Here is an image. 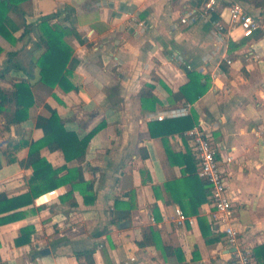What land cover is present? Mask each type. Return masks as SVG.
Masks as SVG:
<instances>
[{
  "label": "crops",
  "instance_id": "crops-1",
  "mask_svg": "<svg viewBox=\"0 0 264 264\" xmlns=\"http://www.w3.org/2000/svg\"><path fill=\"white\" fill-rule=\"evenodd\" d=\"M237 1L249 14L264 16L249 0ZM205 2L28 0L7 14L4 24L17 41L0 35V88L13 91L28 81L34 105L29 120L8 131L0 117V192L9 198L29 192L33 170L8 163L3 152L10 144L42 139L38 118L48 120L54 110L80 139L99 131L81 164L48 147L41 150L54 169L80 168L84 184L74 188L67 181L44 193L18 209L24 216L17 221L2 222L12 212L1 214L0 264H234L221 226L211 218L210 188L192 160L186 162L191 130L185 139L172 130L163 139L169 129L149 119L185 105L215 145L235 159L227 174L234 225L254 264H263L264 252L256 251L264 246V40L259 33L244 37L225 21L226 30L219 32L215 22L227 0H217L216 11L203 17ZM53 13L52 24L72 32L65 42L78 61L64 88L42 83L35 65L46 51L38 21ZM27 25L34 26L32 32L21 37ZM9 53H18L23 71L2 77ZM188 72L210 86L193 104L180 94L190 82ZM147 86L154 89L144 102ZM28 155L29 147L15 154L19 160ZM116 199L123 204L119 215L132 206L130 219L115 223ZM25 228L33 229L31 236H23ZM149 228L156 230L151 234ZM91 252L92 263L85 255Z\"/></svg>",
  "mask_w": 264,
  "mask_h": 264
},
{
  "label": "trees",
  "instance_id": "trees-1",
  "mask_svg": "<svg viewBox=\"0 0 264 264\" xmlns=\"http://www.w3.org/2000/svg\"><path fill=\"white\" fill-rule=\"evenodd\" d=\"M28 0H0V35L10 42H16L17 40L6 28L4 21L7 14L14 8L18 7L20 4ZM251 5L255 9H261L264 12V0H249ZM264 17V16H263ZM57 18V14L53 13L51 15L42 16L40 21H38V30L41 33V42L45 48V53L36 60L35 65L40 68V81L49 87L60 86L64 88L69 82V77L73 75L74 70L78 65V61L72 57L73 51L67 43L65 42L67 35L72 34L70 30H66L59 24H52L53 19ZM34 26L27 25L25 32L21 37H25L32 32ZM3 49L0 47V53ZM18 53H9V59L3 69L2 77L12 71H23L22 64L17 60ZM190 82L180 90V94L185 97V100L189 104H193L200 96L204 95L209 89V82L202 83L201 75L196 72H188ZM15 89L13 91H6L0 88V117L5 118L6 123L4 130H10L13 125L22 124L29 120V110L34 105V94L31 89V84L28 81H22L15 84ZM154 87L147 86V90L142 92L143 101H146L147 96L152 94ZM192 94V95H191ZM158 128H168L169 130L164 133L163 139L173 135V133H178L180 137L185 139L187 136L185 133L192 130L196 125L199 124L197 115L193 109L190 114L186 117L168 119L162 122H158ZM36 127L41 128L44 131V137L38 141H24L17 145H9L6 150H4V155L7 158L8 163L18 162L21 167L25 169H32L33 176L30 180V190L26 194L9 198L5 193L0 192V215L12 212V214L7 215L2 222H12L17 221L23 213L18 211L22 207L28 206L34 203L35 199L40 197L46 192L52 189L64 185L67 181L74 183V188L80 187V184H84V177L82 175V170L78 169H68L67 167H62L54 169L53 166L48 163L42 156L41 150L48 147L51 151H59L63 153L67 162L72 160H77L80 164L85 159V153L91 138L95 135L99 129H95L88 136L82 139L72 131H69L61 117L56 111H52V116L46 120L44 118H38L36 122ZM151 130L153 128L151 127ZM172 130V134L169 131ZM151 135H155L153 131ZM166 135V136H165ZM24 147H29V155L26 159L19 160L16 158L15 154ZM186 162L191 165L190 160L196 165L198 173V164L196 159L193 157L191 149L189 148L186 155ZM1 168V163H0ZM67 170L68 173L64 177H59L60 173ZM79 180V184L75 181ZM204 182V181H203ZM41 184V186H39ZM87 188L93 189V184L86 183ZM207 188L209 184L205 181ZM124 197L131 198L132 194L127 193L123 195ZM119 199H116L114 204V215L113 219L115 223L126 218L127 220L131 217L132 206L124 215H119L120 208L123 204ZM156 229L149 228L146 232H155ZM23 236H31L33 232L32 228H25L22 230ZM146 235V234H145ZM29 240V239H28ZM21 240H18V242ZM145 242H140L139 246H145ZM257 252H264V246L257 249ZM90 257L89 261L92 263V252L86 253ZM77 256L81 255L77 253ZM253 256V253H252ZM254 258V256H253ZM264 264V262H263Z\"/></svg>",
  "mask_w": 264,
  "mask_h": 264
},
{
  "label": "built area",
  "instance_id": "built-area-1",
  "mask_svg": "<svg viewBox=\"0 0 264 264\" xmlns=\"http://www.w3.org/2000/svg\"><path fill=\"white\" fill-rule=\"evenodd\" d=\"M227 3L226 12L221 13V20L215 22L218 31H225L229 25L233 29H240L244 37H252L254 34L259 33L261 39L264 40V17L249 14L237 0H227ZM216 5L217 0H206L200 9V15L203 17L209 16L216 11ZM225 15H227V18ZM182 22L188 23V18H183ZM228 64H231V62L228 61ZM190 111L191 106L189 105L168 108L159 113L151 114L149 119L162 122L168 119L186 117L190 114ZM189 136L192 142V153L198 163V176L210 186L213 223L221 226L225 242L231 249L234 264H254L251 250L244 246L234 225L236 209L228 196L227 174L229 167L235 161L233 155L226 153L222 148L215 145L214 139L205 133L200 124L189 132ZM49 195L51 197L56 196V191L50 192ZM176 214L181 221L187 219L180 209L176 210Z\"/></svg>",
  "mask_w": 264,
  "mask_h": 264
}]
</instances>
